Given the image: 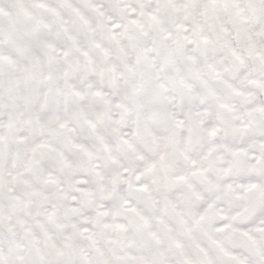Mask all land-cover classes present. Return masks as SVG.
<instances>
[{
  "label": "snow or ice",
  "instance_id": "6c2138e0",
  "mask_svg": "<svg viewBox=\"0 0 264 264\" xmlns=\"http://www.w3.org/2000/svg\"><path fill=\"white\" fill-rule=\"evenodd\" d=\"M0 264H264V0H0Z\"/></svg>",
  "mask_w": 264,
  "mask_h": 264
}]
</instances>
